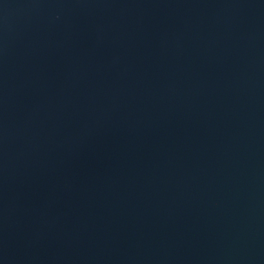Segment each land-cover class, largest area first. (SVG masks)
Listing matches in <instances>:
<instances>
[{"label":"water","instance_id":"water-1","mask_svg":"<svg viewBox=\"0 0 264 264\" xmlns=\"http://www.w3.org/2000/svg\"><path fill=\"white\" fill-rule=\"evenodd\" d=\"M0 264H264V0H0Z\"/></svg>","mask_w":264,"mask_h":264}]
</instances>
